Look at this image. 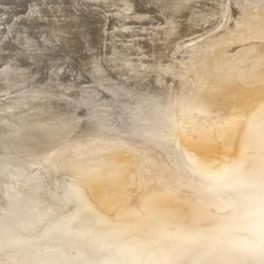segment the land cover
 Here are the masks:
<instances>
[{
    "label": "bare ground",
    "instance_id": "bare-ground-1",
    "mask_svg": "<svg viewBox=\"0 0 264 264\" xmlns=\"http://www.w3.org/2000/svg\"><path fill=\"white\" fill-rule=\"evenodd\" d=\"M33 1L0 20V264H264V0H0V16ZM148 11L162 15L130 35L125 17ZM175 92L189 101L168 137L150 121L104 132ZM183 112L226 115L186 137ZM181 136L210 177L185 171ZM30 159L43 175L19 172Z\"/></svg>",
    "mask_w": 264,
    "mask_h": 264
},
{
    "label": "rangeland",
    "instance_id": "rangeland-1",
    "mask_svg": "<svg viewBox=\"0 0 264 264\" xmlns=\"http://www.w3.org/2000/svg\"><path fill=\"white\" fill-rule=\"evenodd\" d=\"M135 1V0H134ZM142 1V0H141ZM146 1V0H145ZM31 4L33 5H35L36 4V2L35 1H33V2H26L25 3V6L23 7V8H18L17 7V9H15L14 8V6H11L10 5V7L9 8H3V10L1 11V12H6V14H4L2 17L0 16V20H1V18L2 19H4L5 18V20L6 19H9V20H11L12 18H13V14L15 13V11H18V9H20L19 11H23L21 14H19L18 16H16V17H14V19L15 20H19L20 18H23L24 20H26L27 19V17L29 16V14L31 13V11H32V9L30 8L29 9V7L31 6ZM76 7H75V12H80V10H82V8H84V6H83V4H81V3H79V4H76L75 5ZM79 6H80V8H79ZM148 6H151V4H149L148 3ZM77 7H78V9H77ZM135 4H134V8L132 9V11L131 12H133V10L135 9ZM14 8V9H13ZM25 8V9H24ZM110 8H112L113 9V7H107V9H110ZM104 11H105V13H104ZM113 12V13H112ZM152 12V13H151ZM151 12H145V14H144V18H143V20L141 19V18H139V19H137V18H134L135 17V15L134 14H130V16H127V17H125V22H126V20H127V22H128V24H127V26L128 25H130L131 27H135V28H132V30L133 31H131L130 29H131V27L130 26H128L127 28V32H128V30H129V34L130 35H132L133 33H139L140 31H139V29L140 28H138V26L140 27V25L141 24H143V23H147L146 24V26L149 24L148 22H152V21H157L158 20V17L159 16H157V15H162L161 13V11H156V14H155V12H153V11H151ZM160 12V13H159ZM113 15H112V14ZM102 16H101V15ZM108 14H109V16H108ZM149 14V15H148ZM107 15V16H106ZM152 15V16H151ZM105 16V18L106 19H104V21H105V24H106V27L108 26V27H110V28H108V32H110L111 33V31L110 30H112L111 29V27H112V25H113V21L114 22H116V21H118V19L116 18V10L114 11H112L111 10V12L108 10L107 12H106V9L105 8H101L100 9V13H99V17H104ZM132 16V17H131ZM81 17H82V15H81ZM81 17H79V19L81 18ZM154 17V18H153ZM84 18V17H83ZM111 18V20H109V19ZM113 18H116V20L115 19H113ZM132 18V19H131ZM147 18V19H146ZM152 18V19H151ZM113 19V20H112ZM120 19L121 20H123L121 17H120ZM131 19V20H130ZM141 19V20H140ZM14 20V21H15ZM109 20V21H108ZM138 20V21H137ZM149 20V21H148ZM90 21H92V20H90ZM90 21H88V22H90ZM111 21V22H110ZM130 21H131V24H130ZM148 21V22H147ZM13 22V21H12ZM143 22V23H142ZM117 23H118V26H117ZM140 23V24H139ZM119 24H120V22L118 21V22H116V31H120L122 28L119 26ZM121 25V24H120ZM138 25V26H137ZM163 25H165V24H163ZM144 26V25H143ZM118 28V29H117ZM136 29H138V32H137V30ZM123 30V29H122ZM114 31V30H113ZM141 32H143V31H141ZM118 33V32H117ZM129 35V37H128V35L127 36H125V38L124 39H129L128 40V42L130 41L131 43H133L134 42V40L132 39V38H135V37H137V38H141V39H143L144 37L141 35V37L140 36H135V37H132V36H130ZM118 38V37H117ZM119 39V38H118ZM136 39V38H135ZM192 43V42H191ZM253 43H255L254 45H258V44H264V39H262V40H256V41H254ZM5 51V50H4ZM68 69V72H70L71 70H69L70 68H67ZM63 71V72H62ZM64 71H65V73H66V75L64 74ZM61 77L60 78H63L64 79V75H65V77H69V78H75V79H77V80H79V78L80 77H78L79 75L76 73V74H71V72L70 73H67V70H66V68L65 67H63L62 68V70H61ZM68 74V75H67ZM231 75H234V72H231L230 73ZM73 75H74V77H73ZM76 75V76H75ZM82 77V76H81ZM58 79L57 81L59 82V81H63V79ZM83 79L85 80H82L81 81V83L82 84H85V82H87V80L83 77ZM86 84H88V83H86ZM186 89V88H185ZM185 89H181L180 91L181 92H183L184 93V91H185ZM188 101H189V97L188 96H183V95H181L180 94V92H175V94H174V97L170 100V101H166V102H162V103H160V104H156V103H148V104H146V106H144V107H142L141 108V105L142 104H144V103H146V102H142V103H137V104H135L136 106H134V107H132V110H138V116H136V117H134V118H132V117H130V116H127V117H125V118H123V117H118V116H115L114 114H113V119H111V120H109L110 121V123L109 124H112V127L111 128H109L108 129V127L106 128V129H104L103 128V130H104V132H106V131H111V132H114V133H116V132H119L121 129H124V128H126V129H131V128H136V126L137 125H140V124H145V123H147V122H153L155 125L154 126H152V129H153V133L152 134H149V135H151V137H154V136H156L155 138H157L158 140L159 139H163V137L165 138V137H168V129H164L165 127H167V126H169V125H171V123H172V121H170L169 120V118H167V116L169 117V116H171V115H178V114H180V112H181V107L182 106H187L188 105ZM2 106V105H1ZM0 108H2V107H0ZM4 108V107H3ZM112 109H115V108H113V107H111ZM110 108V109H111ZM5 109V108H4ZM4 109H0V111H2V110H4ZM111 109V110H112ZM152 109H158L160 112H152V113H154L155 115H159V118L156 120V122H155V120L154 119H152L151 120V118H145V116L146 115H148L149 114V111H147V110H152ZM213 112H217V110H214ZM178 113V114H177ZM241 114H243V112H241ZM224 115H226V114H217V113H213V114H208V115H202V116H198V113H194V114H188V113H185V112H183L182 113V115H181V117H180V120H181V123H182V127L181 128H179V131L181 130V134L183 135V133L185 134L186 133V137H189V136H192L193 137V135L195 136V134H200V133H202V130H200V128H196V126L197 125H201L203 128L204 127H207L208 129L210 128V127H212L214 124H212L211 123V120H213V119H217V123H219V121H222L223 119H224ZM197 124V125H196ZM212 125V126H211ZM214 128V127H213ZM150 129V127H147V130H149ZM93 132V131H92ZM100 132V131H99ZM96 133H93L92 135H93V137H95L94 135H95ZM148 135V136H149ZM128 135H126V137H127ZM130 137V136H129ZM150 137V136H149ZM191 137V138H192ZM132 138V137H131ZM68 140L66 141L69 145H72V147L75 145H77V144H79L78 142L77 143H75L76 141L75 140H77L78 138H77V136H74V137H69V138H67ZM73 141H72V140ZM156 139V140H157ZM176 140H177V138H176ZM95 141H97L98 142V140H95ZM179 141H180V143H177V145H179V148H178V150L180 151V152H178V150L175 148V151L177 152V155L180 157H183V161H182V165L183 164H185L186 166H184V169H186L185 171H187L188 170V172H190V171H194V172H196V173H199L202 177H210L208 174H204L202 171H201V169H199L198 167H197V165H196V163H197V161H199L200 159H201V157L200 156H195V155H193L192 156V158H190V159H188L187 157H186V155H185V153L189 150V147H187V145H186V139L185 138H183V136H181L180 137V139H179ZM178 141V142H179ZM70 142V143H69ZM112 145V143H106L105 145H104V147H109L110 145ZM149 146V148H151V149H155V148H153L152 147V145L151 144H149L148 145ZM60 148V147H59ZM59 148L58 149H50V151H49V153H51L52 155V158L56 155V156H59V155H57L59 152L61 153V151L59 150ZM79 149H83V147L81 146V148L80 147H78ZM77 148V149H78ZM91 148V147H90ZM173 148V147H172ZM78 149V150H79ZM57 150H58V153H56L57 152ZM91 151V150H90ZM89 151V152H90ZM65 151H63V153H64ZM67 153V152H66ZM88 153V152H87ZM89 154V153H88ZM154 155V154H153ZM170 155V157H171V154H169ZM157 156V155H156ZM51 158V159H52ZM54 158H56V157H54ZM53 158V159H54ZM156 159H159L158 158V156L156 157ZM162 160H164L166 163H167V165H168V167H170V168H172V169H175V168H177L175 165H172L171 163H170V161H168V160H166L165 158H161ZM37 160V159H36ZM35 159H30V161H24V162H22V165H21V168H20V173L22 172V170L24 171V173H28V172H31L32 171V169H33V172H34V174L36 173H38V174H42L43 175V173H42V171H43V169H47V167H45V165H44V163H42V162H39V163H37L36 164V161ZM28 163H33V164H29V165H27ZM42 163V164H41ZM175 163V162H174ZM34 164H36L35 165V167L33 166ZM39 165H41V166H39ZM174 166V167H173ZM27 167L29 168H32L31 170H27ZM186 167V168H185ZM40 170V172L38 171V170ZM35 170V171H34ZM37 170V171H36ZM227 170V169H226ZM240 170V168H235V169H233L232 171H231V173H230V178H232L233 176H234V174H237V172ZM33 172H31V173H33ZM219 171H214V173H218ZM62 173H63V175H62ZM57 174V175H56ZM59 174V171H58V173H55V174H53V176L54 175H56V176H59L58 178H60V180L61 181H70V182H76L77 184H81L82 182L81 181H79L76 177H74L73 175H71V174H69V173H66V171H63V172H60V175H58ZM56 176H54L53 178L54 179H57V177ZM72 176V177H71ZM21 177V178H20ZM63 177V178H62ZM19 178L20 179H18V181H17V185H15L16 187H20V185H23L24 184V180H23V176L21 175V176H19ZM51 178H52V176H51ZM50 178V179H51ZM65 178H67V179H65ZM69 178V179H68ZM71 178V179H70ZM73 178V179H72ZM212 178V177H211ZM76 179H77V181H76ZM234 179H235V177H234ZM59 180V181H60ZM55 181V180H54ZM60 181V184L62 183ZM80 183H79V182ZM22 182V183H21ZM51 183V182H50ZM75 183V184H76ZM16 192H15V194H20V192L19 191H17V190H15ZM185 191H188V190H185ZM189 192V191H188ZM87 196H89V194L87 195ZM9 197V196H8ZM0 202L1 203H3V202H5V199L4 198H0ZM4 207H2V211L4 210L3 209ZM66 213H68V212H66Z\"/></svg>",
    "mask_w": 264,
    "mask_h": 264
}]
</instances>
